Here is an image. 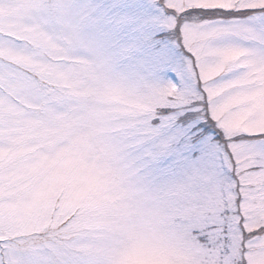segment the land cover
Returning a JSON list of instances; mask_svg holds the SVG:
<instances>
[{"label": "snow or ice", "instance_id": "6c2138e0", "mask_svg": "<svg viewBox=\"0 0 264 264\" xmlns=\"http://www.w3.org/2000/svg\"><path fill=\"white\" fill-rule=\"evenodd\" d=\"M0 264H264V0H0Z\"/></svg>", "mask_w": 264, "mask_h": 264}]
</instances>
